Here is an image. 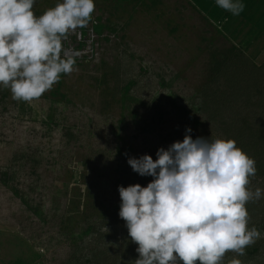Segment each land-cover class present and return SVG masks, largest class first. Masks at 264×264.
<instances>
[{"label": "rangeland", "instance_id": "1", "mask_svg": "<svg viewBox=\"0 0 264 264\" xmlns=\"http://www.w3.org/2000/svg\"><path fill=\"white\" fill-rule=\"evenodd\" d=\"M57 2L35 0L32 11L40 16ZM96 18L113 30L96 35ZM92 20L85 36L77 28L62 40V57L76 61L72 73L29 102L14 100L6 89L0 165L25 156L17 185L41 213L26 209L0 185V264H72L78 256L86 264L84 255L91 251L99 254L92 264H134L138 245L118 216V186H146L153 178L134 179L127 159L148 154L155 160L157 150L182 141L187 128L196 133L189 105L196 89L207 84L217 53L239 47L247 62L264 60V36L219 33L190 0H95ZM255 112L242 106L225 111L222 119L241 125L253 121ZM196 115L204 135H214L215 124ZM71 202L77 206L72 214ZM68 215L71 227L65 224ZM88 227L93 233L72 243V234ZM261 240L259 253L228 252L222 264L234 257L264 264Z\"/></svg>", "mask_w": 264, "mask_h": 264}, {"label": "clouds", "instance_id": "2", "mask_svg": "<svg viewBox=\"0 0 264 264\" xmlns=\"http://www.w3.org/2000/svg\"><path fill=\"white\" fill-rule=\"evenodd\" d=\"M35 0H0V86L12 98L29 102L74 71L75 58L62 57V40L92 19L95 0H58L40 16ZM239 16L243 0H214ZM186 129L177 140L156 152L129 157L140 176L153 179L118 186V216L137 244L134 264H222L226 253L245 255L262 238L248 226L247 202L264 198V189L247 186L256 162L232 139H193ZM228 264H242L232 258Z\"/></svg>", "mask_w": 264, "mask_h": 264}, {"label": "trees", "instance_id": "3", "mask_svg": "<svg viewBox=\"0 0 264 264\" xmlns=\"http://www.w3.org/2000/svg\"><path fill=\"white\" fill-rule=\"evenodd\" d=\"M119 3L130 0H114ZM153 3L156 0H151ZM193 6L201 12L210 22H212L218 32H227L234 38L241 33L245 36H251L252 39H258L264 36V0H243L245 4L244 11L239 16H232L230 13L218 8L214 0H190ZM93 20L91 19L90 22ZM105 29H111L107 23L100 21V18L94 19L92 24V31L100 36ZM86 30L80 28V34L85 36ZM82 43H78L77 47H82ZM235 50V52H234ZM227 50L226 52L217 53L216 57L212 59L214 67L208 72L209 79L205 87L196 89L195 96L191 100L189 108L192 112L191 119L195 121L196 133H190L193 139L197 137L203 138H220L232 139L236 142L237 147L242 149L247 155L253 158L256 162V174L250 177V184L247 186L251 191H255L257 187L264 189V60L260 65L247 62L245 57L240 56L239 47L237 49ZM237 51V52H236ZM228 53L230 57H228ZM225 85L218 86L219 80ZM132 83L129 82L123 87L121 96L122 102L128 99ZM216 85L217 87H208V85ZM7 96V90L4 87L0 88V116L5 108L3 103ZM247 109L253 108L256 110L258 116L253 121H245L241 125H234L222 119V114L227 111H235L239 107ZM223 111V112H222ZM196 113L205 114L207 123L215 124V134L208 135L205 131L203 133L202 121L198 119ZM235 113H233L234 115ZM201 119L202 116H200ZM120 148L117 153H120ZM27 165V160L24 155L20 159H12L5 165H0V185L6 188L14 199H19V203L32 210L34 213H41L39 207L30 205L28 199L22 194L18 188L17 183L19 174ZM133 178L140 176L133 171ZM263 198L259 200H251L247 202L246 208L248 212V226H255L262 234H264V203ZM11 203V202H10ZM77 209L75 203L71 202L69 210L71 214ZM106 210V209H104ZM69 213V214H70ZM72 217L68 215L65 224L70 226ZM67 227V228H68ZM66 228V226H65ZM70 230V229H68ZM92 227L85 229L82 234H72V243L75 240H82L83 236L92 234ZM71 235V233L69 234ZM264 238V235H262ZM262 238L245 249V254H257L263 246ZM233 255L235 253H232ZM99 254L91 251L90 255H84L86 264H92L93 261L98 260ZM138 258V257H137ZM136 260V259H135ZM134 260V261H135ZM81 256L73 257L69 260L72 264H80ZM83 262V261H82ZM133 264V263H132Z\"/></svg>", "mask_w": 264, "mask_h": 264}]
</instances>
